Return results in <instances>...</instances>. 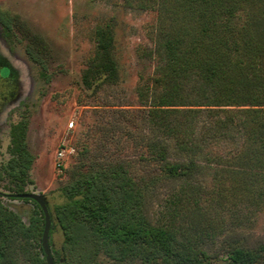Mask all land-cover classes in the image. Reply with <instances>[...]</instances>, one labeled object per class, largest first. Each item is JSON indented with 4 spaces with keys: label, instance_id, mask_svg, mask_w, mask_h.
I'll return each mask as SVG.
<instances>
[{
    "label": "rangeland",
    "instance_id": "rangeland-1",
    "mask_svg": "<svg viewBox=\"0 0 264 264\" xmlns=\"http://www.w3.org/2000/svg\"><path fill=\"white\" fill-rule=\"evenodd\" d=\"M159 3L0 0V11L16 17L22 29L38 36L46 47L41 70L26 56L27 39L17 24L10 31L11 50L7 51L0 42V203L27 224L32 205L7 196L11 186L5 175L10 158L9 126L24 119L26 149L32 156L28 171L32 185H26L23 191L45 200L50 215L47 242L54 257L62 238L50 212L65 202L59 190L116 164L122 165L142 189L145 214L151 223L170 222L180 234L184 231L190 237L196 232L207 234L206 231L213 235L212 239L202 235L206 238L199 246L209 257L206 264H225L224 250L229 247L254 248L264 244V184L249 186L246 177H252L253 172L230 155L244 146L242 128L233 126L249 120L243 111L251 107L218 108L229 113L214 110L211 117L204 112L178 115V121L195 126L190 137L200 171L190 180L173 179L161 171L157 158L160 146L166 147L167 162L182 161L186 156L176 152L172 139L160 137L149 126L147 111L171 89L188 94L190 84L183 83L178 89V80L165 78L160 42L186 24H175L181 14L173 12L167 1L164 5ZM257 13L254 9L250 14ZM240 17L237 12L234 26H238ZM103 26H107L111 37L110 54L118 77L115 83H101L87 90L80 76L95 58L94 32ZM175 105L184 104L176 101ZM228 117L232 125L225 122ZM223 122L228 126L221 130L222 135L219 128ZM62 149H72L73 153L58 159L56 152ZM240 181L245 185L239 186ZM259 191L263 194L257 199ZM174 195L180 196L182 206L171 214L168 200ZM34 251L38 253V249ZM19 263L26 264L21 260ZM96 263L109 261L98 254ZM256 264H264V258Z\"/></svg>",
    "mask_w": 264,
    "mask_h": 264
},
{
    "label": "trees",
    "instance_id": "trees-1",
    "mask_svg": "<svg viewBox=\"0 0 264 264\" xmlns=\"http://www.w3.org/2000/svg\"><path fill=\"white\" fill-rule=\"evenodd\" d=\"M158 1L159 5L167 1L173 12L181 14L179 20H174L175 24H186L162 37L160 42L165 78L170 76L178 80V89L183 83L190 84L188 94L181 95L175 88L171 89L160 96L154 108L147 111L149 126L160 137L172 139L176 152L186 156L182 161L167 162L166 147L160 146L157 158L161 171L170 178L184 180L193 179L200 171L190 137L195 126L191 128L184 121H178V115L204 112L211 117L214 110L229 113L218 108L246 105L253 108L243 111L249 120L241 126L238 123L233 126L242 128L244 146L240 151L230 152V155L253 172L252 177H246L249 186L264 184V2ZM254 9L258 13L250 14ZM237 12L241 19L238 26H234L232 21ZM0 22L5 38H9L11 28L16 24L19 30L23 28L16 17L3 11H0ZM20 32L27 39L24 47L26 56L41 70L44 69L42 59L46 47L43 41L25 29ZM94 42L95 58L80 76L81 84L87 90L101 83H115L118 77L110 54L112 42L107 26L95 29ZM176 101L184 105H175ZM175 106L192 109L171 108ZM225 122L232 125L230 117ZM225 122L220 123V133L228 126ZM26 129L24 119L9 126L7 151L10 158L5 166V175L11 186L7 196L30 202L32 208L25 225L0 203V264H20L19 260L26 264H47L41 247L43 214L39 205L26 197L30 193L23 191L26 185H32L28 177L32 156L26 149ZM231 173L232 182L236 185L235 175ZM237 184L245 185L244 181ZM187 186L189 189L192 187L190 184ZM59 192L65 202L54 206L50 213L62 243L54 257L47 242L52 264H97L98 254H102L109 264H206L209 258L199 246L203 239H212L213 235L206 231L207 234L196 232L194 237H190L184 231L180 234L170 222L165 225L151 223L145 214L142 189L120 164L97 170L62 187ZM262 194L257 192L256 198ZM168 203L171 214H176L182 206L177 195ZM224 256L225 264H256L264 258V244L254 248L229 247L224 250Z\"/></svg>",
    "mask_w": 264,
    "mask_h": 264
},
{
    "label": "water",
    "instance_id": "water-1",
    "mask_svg": "<svg viewBox=\"0 0 264 264\" xmlns=\"http://www.w3.org/2000/svg\"><path fill=\"white\" fill-rule=\"evenodd\" d=\"M26 197L33 199L39 205V207L42 211L43 220H44V227H43V232H42V237H41V247H42L44 255H45L46 263L52 264L51 258L49 256V252L47 249V232L49 229L50 215H49V212L47 210L45 200L42 197H40L38 195H34V194H28V195H26Z\"/></svg>",
    "mask_w": 264,
    "mask_h": 264
},
{
    "label": "flooded vegetation",
    "instance_id": "flooded-vegetation-1",
    "mask_svg": "<svg viewBox=\"0 0 264 264\" xmlns=\"http://www.w3.org/2000/svg\"><path fill=\"white\" fill-rule=\"evenodd\" d=\"M9 39H10V36H9V38H5L3 36V26H2V24L0 22V42L3 43L4 45H6L5 48H6L7 51L11 50L10 49ZM0 53H1V48H0ZM0 61H1V59H0ZM0 71L2 72L1 66H0Z\"/></svg>",
    "mask_w": 264,
    "mask_h": 264
},
{
    "label": "built area",
    "instance_id": "built-area-1",
    "mask_svg": "<svg viewBox=\"0 0 264 264\" xmlns=\"http://www.w3.org/2000/svg\"><path fill=\"white\" fill-rule=\"evenodd\" d=\"M71 127H72V124L69 123L68 128H71ZM72 153H73L72 149H62L59 152H56V155H57L58 159H61V158H63L64 155H71Z\"/></svg>",
    "mask_w": 264,
    "mask_h": 264
}]
</instances>
